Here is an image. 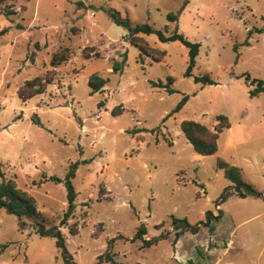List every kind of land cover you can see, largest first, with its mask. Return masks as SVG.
I'll return each mask as SVG.
<instances>
[{"label": "rangeland", "instance_id": "rangeland-1", "mask_svg": "<svg viewBox=\"0 0 264 264\" xmlns=\"http://www.w3.org/2000/svg\"><path fill=\"white\" fill-rule=\"evenodd\" d=\"M109 11L167 34L177 27L198 43L191 75H185L187 48L180 41L139 34L165 53L160 61L141 60ZM263 27L264 0L2 2L0 180L13 179L35 198L44 227L61 231L66 254L55 238L35 232L33 220L20 228L17 217L0 208V264H264ZM62 48L69 58L50 66ZM83 51L91 58L83 59ZM123 54V68L112 71ZM93 73L107 80L97 92L88 85ZM44 75L52 82L42 93L19 97L25 81ZM202 75L213 83L194 80ZM168 77L172 93L153 86ZM217 115L230 127L219 132L215 153H196L180 122L212 129ZM219 160L238 167L257 195L247 187L241 188L245 196L237 195ZM71 162H78L71 179L75 208L61 224ZM208 211L219 216L212 230L203 224ZM173 218L198 226L196 233L184 231L173 245L181 230L173 229ZM140 226L145 234L135 237ZM161 235L142 247L143 239Z\"/></svg>", "mask_w": 264, "mask_h": 264}, {"label": "trees", "instance_id": "trees-1", "mask_svg": "<svg viewBox=\"0 0 264 264\" xmlns=\"http://www.w3.org/2000/svg\"><path fill=\"white\" fill-rule=\"evenodd\" d=\"M5 0H0V4ZM11 9H7L6 13H13ZM109 15L112 18L113 22L119 26H122L128 32L130 38V44L137 47L139 50V57L148 56L151 57L153 61H160L163 56L164 52L154 49L153 47L149 46L148 43L139 36V34H151L154 33L157 35L159 41L161 42H168L178 40L187 48V55H188V66L185 71L186 76L191 75V70L195 65V58L198 54L199 44L196 42H190L187 40L182 34L177 31V27L174 32L167 34L165 31L160 29H155L148 23H139L135 25H131L127 18H122L119 16L118 13L109 11ZM167 18L169 21L174 22L176 20V15L168 13ZM6 29L0 30V34H2ZM259 32H264V27L258 30ZM250 33V32H249ZM91 54L88 52L83 51L82 57L83 59L91 58ZM95 57H99V53L96 52L94 54ZM69 58L68 49L62 48L60 51L55 52L52 54L50 58V66L56 67L62 62H65ZM141 60H143L141 58ZM125 62V56L123 54V58L120 61L114 60L112 62V71L117 72L123 68ZM194 80L197 82H202L203 84H212L213 81L207 75L202 76H194ZM52 82L51 76H35L27 81H25L24 85L19 89V97L23 100H26L36 94H40L44 91L45 86ZM107 80L100 75L93 73L89 76L88 85L91 92H97L102 90L103 86L106 84ZM153 86H158L160 88H164L166 91L172 93L174 89L171 87L172 78L168 77L167 82L163 83L162 81L152 82ZM259 89H264L259 82ZM186 98H183L182 101L179 103L177 108H179L184 102ZM123 109L119 108V112ZM112 113H115L113 110ZM216 123L212 129L208 128L205 124L200 123L194 120H183L180 122V130L182 131L183 135L187 139V141L192 145L194 151L201 155H210L216 152L217 150V138L219 132L224 128L230 127V122L228 121L227 117L224 115H217ZM34 122H37L34 119ZM78 162H71L69 164V169L65 175L63 183L67 190V209L64 212L61 218V224H64L68 217L71 216L74 212L75 204V191L71 184V179L75 175V169ZM218 167L224 170L225 176L232 182L233 187L236 190L237 195L240 197L245 196L247 193L242 191L241 188L244 187L248 189V193L256 194L254 189L248 186L247 183L241 177V173L238 167L228 165L223 160L218 161ZM47 179L52 180L54 182H60L61 179L56 176H48ZM104 194V186L101 185L98 191V200L102 198ZM0 208H3L7 213L13 214L17 217L19 222V227L23 228L26 225L25 219H31L35 223L34 230L36 233L40 235H48L55 238V245L56 247L65 255V239L59 229L56 227H51L46 229L43 224V215L38 210L36 205L35 198L30 195L27 191L22 190L17 187L15 181L13 179H5L4 177L0 180ZM206 220L203 224L208 225L209 229L212 230L213 226L211 222L218 220L219 216H214L211 212H206L205 214ZM173 229L181 228V230L177 231L174 234V238L172 240L173 245L176 243L177 239L184 231H188L191 233H196L198 226H191L187 223L185 219H172ZM69 232L74 235L78 232L75 225H70ZM145 234V229L143 226H140L137 229L135 237H140ZM164 237V235L158 236L153 239H143L142 240V247H149L152 244H155L159 239ZM70 258L66 257V261L69 262Z\"/></svg>", "mask_w": 264, "mask_h": 264}]
</instances>
